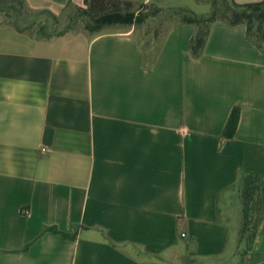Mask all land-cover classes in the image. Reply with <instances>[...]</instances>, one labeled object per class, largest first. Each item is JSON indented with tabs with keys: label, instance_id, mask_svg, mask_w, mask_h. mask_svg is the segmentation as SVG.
<instances>
[{
	"label": "crops",
	"instance_id": "0c3cea01",
	"mask_svg": "<svg viewBox=\"0 0 264 264\" xmlns=\"http://www.w3.org/2000/svg\"><path fill=\"white\" fill-rule=\"evenodd\" d=\"M138 25L32 35L0 13V264H264V222L236 247L243 177L264 195V51L244 23L210 22L198 56L193 24Z\"/></svg>",
	"mask_w": 264,
	"mask_h": 264
},
{
	"label": "trees",
	"instance_id": "16d2710c",
	"mask_svg": "<svg viewBox=\"0 0 264 264\" xmlns=\"http://www.w3.org/2000/svg\"><path fill=\"white\" fill-rule=\"evenodd\" d=\"M223 1L227 3V5L226 10H224L221 15H218L216 7H212L209 12L201 14L194 13L183 6L176 9L181 13V19L179 21L190 23L195 26V34L190 41L193 55L198 56L201 53L207 37L209 23L214 20H222L230 25L244 23L246 25L247 38L254 43L257 48L264 51V1L247 4H238L233 0ZM14 2H17L27 10L22 0H0V13L2 12L1 6L3 4H12ZM85 4L86 9L84 13L88 15L91 22L111 17L120 18L124 14V22L128 24L141 23L145 18V16L139 14L134 16V13L129 11L130 3L125 1L85 0ZM4 20L17 28L15 23L8 19ZM100 28V26H97L96 28H90L88 30L98 31ZM238 118L239 109L234 107L224 127V136H233ZM239 195L242 202L243 222L236 247L237 252L244 256L251 247L258 226L264 222V195H262L260 191V177L252 174L245 175L242 185L239 188ZM249 230L251 233L247 236ZM246 236L248 238V245L243 247L242 244L246 240Z\"/></svg>",
	"mask_w": 264,
	"mask_h": 264
},
{
	"label": "rangeland",
	"instance_id": "374dc122",
	"mask_svg": "<svg viewBox=\"0 0 264 264\" xmlns=\"http://www.w3.org/2000/svg\"><path fill=\"white\" fill-rule=\"evenodd\" d=\"M130 3V10L134 13L145 16L136 28V34L142 39H154L153 34L160 32L158 24L166 23L172 20H180L181 13L176 9L178 7H187L192 12L201 14L209 12L212 7H216L218 15L226 10L223 0H213L212 3L206 0H120ZM214 3V5H213ZM1 15L15 23L18 29L25 30L32 35L49 36L61 33L68 29H90L100 26L98 32H112L127 28L128 23L124 22V15L120 18H106L102 20L90 21L88 15L84 13L86 7L70 10L60 16H51L47 13L29 12L17 2L12 4H3L1 6ZM143 23H148L143 26ZM159 27V28H158ZM251 233H247V236ZM242 246L248 245V238Z\"/></svg>",
	"mask_w": 264,
	"mask_h": 264
}]
</instances>
